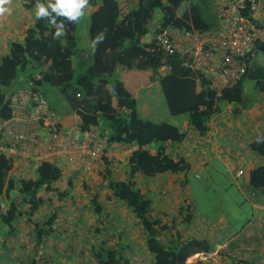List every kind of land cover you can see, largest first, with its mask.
I'll list each match as a JSON object with an SVG mask.
<instances>
[{
    "label": "trees",
    "instance_id": "trees-1",
    "mask_svg": "<svg viewBox=\"0 0 264 264\" xmlns=\"http://www.w3.org/2000/svg\"><path fill=\"white\" fill-rule=\"evenodd\" d=\"M20 1L26 12L13 25L18 35L7 41V50L0 57V115H9V90L14 86L30 83L42 91L47 84L56 88L62 104L77 114L76 123L82 129L97 127L107 143L119 144L123 150L134 148L125 156L124 165L103 155L98 168L101 183L84 184L91 207L89 213L84 210V216H124L122 221L114 218L119 227L101 221L103 230L117 238L115 247H107L100 229L92 227L91 234H80L83 248H79L74 228L65 222L71 208H61L68 194L60 186L65 167L46 160L31 176L20 168L16 179L9 175L13 160L0 156V264H15L17 260V264H134L139 251L145 254V264H186L193 253L211 250L213 246L207 240L183 238L175 229L176 212L182 215L180 221L184 224L193 220L191 205L174 207L175 211L168 210L162 201L167 193L159 183L162 175H168L174 184L173 179L182 174L180 185L186 184L185 173L190 164L183 156L167 151L170 146L179 147L186 133L167 121L143 118L137 109L136 95L160 75L159 86L168 114H187L192 129L203 136L211 117L221 110V102H242L246 80L254 82L264 94V67L249 66L232 88L218 92L209 81H200L201 89L197 90L198 79L183 67L178 56L156 49L153 41L145 42L153 20L160 24L159 28L185 27L191 18L197 29L207 27L196 12L189 18L186 0H89L90 9L95 6L88 26L92 49L89 55L86 52L80 56L74 36L78 23L58 17L66 24V35L54 39L55 29L47 19H35L36 0ZM101 32L103 41L94 45ZM77 63L86 66L76 71ZM248 147L264 159V127ZM65 179L66 185L72 186V178ZM241 186L248 191L244 195L242 189L236 188L242 198L252 207L248 198L255 195V203L264 210V163L250 169ZM85 196L73 200L74 211L80 210ZM108 204L117 209L108 211L104 208ZM259 213L264 222V211ZM134 229L139 242L131 236ZM166 231L171 233L167 240L162 237ZM25 248L27 253H18ZM70 249L73 260L68 262L67 256L61 259L59 254Z\"/></svg>",
    "mask_w": 264,
    "mask_h": 264
},
{
    "label": "built area",
    "instance_id": "built-area-1",
    "mask_svg": "<svg viewBox=\"0 0 264 264\" xmlns=\"http://www.w3.org/2000/svg\"><path fill=\"white\" fill-rule=\"evenodd\" d=\"M203 2L212 5L214 14L206 28L197 29L190 19L181 28L156 24L151 41L156 49L178 56L199 82L209 81L220 92L234 87L254 64L253 57L263 52L264 0H186L187 13L192 3ZM7 106L9 115H0V156L12 159L13 167L28 172L54 160L87 173L105 155V141L97 127L82 129L76 121L64 127L45 94L30 83L9 90ZM187 260L186 264H264V244L229 247L223 243L195 252Z\"/></svg>",
    "mask_w": 264,
    "mask_h": 264
},
{
    "label": "rangeland",
    "instance_id": "rangeland-1",
    "mask_svg": "<svg viewBox=\"0 0 264 264\" xmlns=\"http://www.w3.org/2000/svg\"><path fill=\"white\" fill-rule=\"evenodd\" d=\"M8 7L10 8V12L6 15H3L2 18L0 16V24L2 25L0 27V57L4 53V51L7 50V41L14 39L18 35V30L14 28L11 29L12 23L13 25H15V23L17 25V23L23 16L22 13L26 12L25 10H23L20 0H10ZM90 8L91 7L88 6V8L85 10V16L78 22L77 29L74 33L76 48L79 50V56L86 52L87 54L91 53L90 50L92 49V44L88 37L89 15L92 11V9ZM153 22L154 24H149L148 28L155 27L157 22L156 20ZM252 63H254L253 65L264 67V53L260 52L256 54L252 59ZM85 66L82 67V65H79V63H77L76 71H82ZM158 76L160 78V75ZM152 89H154V87ZM42 91L48 98L51 107L54 108V110L58 114V118L61 124L67 128L71 127L75 123V119L68 108H66L62 104L61 100L58 97L57 89L45 84L42 87ZM142 93L143 92L141 91L138 96ZM158 97L159 102L164 101V98H162L160 95ZM226 105H229V108L227 109L229 113L236 112L237 114H239L241 120H247L248 118H250L249 113L253 111L255 106L258 109L257 111L261 110V108L264 107V94L260 93L256 89L254 82L246 80L244 82L242 102L235 104L221 102L220 108L223 109ZM165 121L177 126L181 131L187 132L183 128L184 122L189 124V116L187 114H181L178 116L170 115ZM214 125H216V128H214L213 130V135H211V137H209V135L206 137L207 141L203 143V146H199V143H194L193 146L191 145L192 142L188 140L184 142V144L186 143L187 147L191 148L190 151L187 152H185L184 147L181 150L182 156L186 160H188V163L190 164V168H188L187 172L185 173V177L187 179L186 184L180 185V180L183 177L182 174L176 177L177 179H173L174 184H172V181H170L168 175L160 178L159 183L163 187V191L168 193L165 194L162 201H164V203L168 206V210H175L174 207L179 208L180 206L186 207L189 204L191 205L193 220L189 224H184L180 221L182 215L178 214L177 212L175 214V220L177 222V226L175 227V229L181 232L183 238L193 236L205 239L213 247L222 245L223 243H225L226 245L232 244L238 246H260L264 244V222L260 220L261 213H253V210L258 211L256 210L257 204L255 202H252L251 207L250 203L245 201L236 189V186L239 184L238 180H241V178H245V176H235L236 170L240 166L234 164V161L227 157V153H223L220 155L218 153V150L215 149L218 148V141L219 143H223L220 144L223 148L235 144L236 133L233 134L234 137L232 138L230 137V134H226V137L228 138L227 142V140L225 141L222 138L223 136H225V134L220 135V130L223 128V125H221V129L218 126L220 125L219 123L215 122ZM224 129L227 130V127H225ZM225 150H227L228 152V149ZM214 151L219 154V157L216 156L217 154L215 155V153H213ZM16 167L17 166H14L11 169L9 175H14L17 179L21 171ZM240 170L241 169H239V171ZM239 171H237V174ZM96 174L97 171L94 173V177L92 176L93 179L87 176L84 183L80 179H71L70 182L72 186L66 185V177H64L62 182H60L62 190L65 189V191H68V194L63 198L64 205L61 208H64L67 205L69 208H71L67 211L65 222L74 228L75 232L73 235L77 240H79V248H83V245H80V241L83 239L79 237L80 234H91L92 227H98L100 229L99 232H102V236L106 241L105 243L107 247H115L117 238L103 230L104 226L101 221L104 220L110 226L113 225L112 227L114 228L115 223L117 227L120 226L119 222H117L116 219L118 218V220L120 219V221H122L124 218V216L120 214H118L119 216H116L117 214L109 215L106 218H97L95 215H89V217L84 216V210H86L88 213L89 210L91 211V207L87 202V197L85 196L87 191L84 184H92V182L95 181L100 184L101 176L96 177ZM28 175H32L31 170L28 171ZM175 185H178V187L174 188ZM53 193L55 192H52L51 194ZM242 193L244 195H247V193H244L243 191ZM79 196H85V198L82 199L83 202L79 205L80 210L74 211L72 208L75 204L76 198ZM74 199L75 201L73 202ZM159 207L161 206H157V208ZM253 207H255V209H253ZM104 208H106L108 211L117 209L115 206L109 204L105 205ZM125 215L130 216V213L126 212ZM115 217L117 218L114 219ZM113 228L111 229L112 231H114ZM131 236L135 237L136 241H140V238H138V234L135 229L133 232H131ZM162 237L165 240L170 239V231H166L165 233H163ZM63 246H65V244H63ZM66 251L67 252L65 253L59 254V256L61 257V259H63L64 256H67V261L71 262L73 260L71 256L72 250L70 249ZM27 252L28 249L25 248L23 250L21 249L18 253L23 255V253ZM144 255L139 251L136 255L137 260L134 264H145ZM251 256L256 258V255L254 253ZM18 261L20 260H17L14 263L17 264Z\"/></svg>",
    "mask_w": 264,
    "mask_h": 264
},
{
    "label": "crops",
    "instance_id": "crops-1",
    "mask_svg": "<svg viewBox=\"0 0 264 264\" xmlns=\"http://www.w3.org/2000/svg\"><path fill=\"white\" fill-rule=\"evenodd\" d=\"M94 8H95V6H93L92 10ZM212 9H213L212 5L207 3V2H203L202 4L192 3L191 9L188 12V15H189V18H191L192 13L196 12L199 15V18L202 20V22L204 24H207L208 22L210 23V21L212 20V18L214 16V14L212 13ZM2 17L3 16H1V18ZM153 21H155V20H153ZM153 21H152L151 25L154 24ZM191 22L193 23L192 18H191ZM12 25H13V23H12ZM12 25H11V29H13L15 27L16 23H15L14 27H12ZM0 27H1V24H0ZM155 27L149 28V31H148L147 35L145 36V42H149L152 40L151 34L153 33ZM13 32H16V31H13ZM88 55L85 56L84 60L88 59ZM158 79H160L159 76L157 77V80L153 84H151L150 86L145 87V88H140L137 92V95H136L137 109H138L139 114L143 118L149 119V120L154 121V122L165 121V120H167L168 116H170L168 114L165 102L164 101L159 102V100H158L159 95L163 98L161 90H160ZM153 87H154V89H152ZM200 89H201L200 82H197V90H200ZM141 91L143 93L138 96V94H140ZM260 106H261V104H260ZM228 108H229V105H226L223 109L221 108V110L218 113H216L215 115H213L211 117L210 121L208 122V128L209 129L206 132L207 135L206 134L203 136L199 135L196 131H194L192 129L190 124L184 122L183 128L185 131H187V132H185L186 133L185 140L183 141L182 144L179 145V147H177L178 149L177 148L172 149L173 147L170 146V148H167V151L169 152V150H172L174 152V155H176V157L182 156L181 150L183 147L185 149V152L190 151V149H191L190 147H187L186 143L184 144V142H186L188 140V141L192 142L191 145H193V146H194V143H199L200 144L199 146H203V143L205 141H207L206 137L208 135H209V137H211V135H213V130H214V128H216V125H214L215 122L220 124V125H218L220 129L222 128L221 125H223V128L220 130L221 131L220 135L225 134V136L222 137L223 140H225V141L227 140V142H228V138L226 137L227 136L226 134H230V137L232 138V137H234L233 134L236 133L235 144H233L232 146H229V147L226 146L223 148L220 145L223 143H219V141H218L217 142L218 148H215V149L218 150V153L220 155L223 153H227V155H228L227 157L232 159L234 161V164H237L240 166L239 168H237L235 176L244 175L245 178H241V180H238L239 184L236 186V188L238 187L239 190L242 189V191L244 193L248 194V191L245 190L241 186V182L247 181V173L250 169L264 163V159L259 158L248 147V144L252 141L253 136L256 133H258L264 127V107L261 108V110L257 111L258 109L255 106L253 111L251 113H249L250 118H252V119L248 118L247 120H241L239 114H237L236 112L229 113L227 110ZM52 109L54 110V108H52ZM71 113H72V115L76 121L77 120V114L73 113V112H71ZM228 123H230V124H228ZM225 127H227V130L224 129ZM217 136H215V137H217ZM103 139L105 141V146H104L105 157H110V158H115L116 160H120V163H121L120 165H124V163L126 162L125 156L134 147L132 146V147H129L127 150H123L119 144L107 143L106 137H103ZM215 140H213V141H215ZM186 148H188V149H186ZM225 149H228V152ZM213 153H215V155L217 154L216 156L219 157V154L216 151H214ZM227 157H225V158H227ZM101 160H102V158L97 160L96 163L93 165L92 170L90 172H87V173H82L80 171L75 172L72 169L67 167V168H65V170H67L65 177H70L72 179H80L81 181L86 180L87 176H89V178L91 177V179H93V177H94L93 175L96 171H97L96 177L98 176V168L100 167ZM186 161H188V160H186ZM239 169H241L242 173L238 175L237 171H239ZM66 175H69V176H66ZM164 176H166V175H162L160 178H162ZM249 199H250L251 204H252V202H255L254 201L255 195L252 197H249ZM253 209H255V207H253ZM256 210H258V211H255V213L260 212V211H264L259 204H257Z\"/></svg>",
    "mask_w": 264,
    "mask_h": 264
},
{
    "label": "clouds",
    "instance_id": "clouds-1",
    "mask_svg": "<svg viewBox=\"0 0 264 264\" xmlns=\"http://www.w3.org/2000/svg\"><path fill=\"white\" fill-rule=\"evenodd\" d=\"M9 2L10 0H0V16L10 12ZM88 6L89 0H47V2L36 0L34 14L36 20L47 19L55 29L53 38L56 39L66 35L65 22L58 21L57 18L63 17L68 22L78 23L85 16ZM103 39L104 32H101L95 37L94 45L102 42Z\"/></svg>",
    "mask_w": 264,
    "mask_h": 264
}]
</instances>
